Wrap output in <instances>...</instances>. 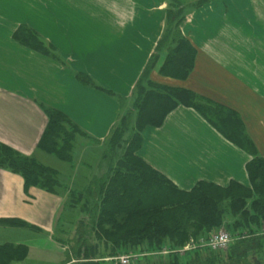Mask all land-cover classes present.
Segmentation results:
<instances>
[{"label":"crops","instance_id":"0c3cea01","mask_svg":"<svg viewBox=\"0 0 264 264\" xmlns=\"http://www.w3.org/2000/svg\"><path fill=\"white\" fill-rule=\"evenodd\" d=\"M181 33L195 50L185 80L159 75L153 82L188 90L233 113L264 161V0H177ZM169 0H0V144L35 156L79 191L104 171V143L161 38ZM1 11H4L1 13ZM20 26L48 45L42 55L13 39ZM92 86L82 84L79 76ZM45 106L64 114L84 133L71 165L37 152L47 125ZM191 108L170 112L161 127L141 132L138 157L181 191L197 183L249 186L252 157ZM73 186V187H72ZM66 194L25 190L23 179L0 169V247L55 248V221ZM19 221L25 227L1 221ZM24 259V260H25ZM23 260V261H24ZM23 261H20L21 263ZM20 262H12L11 264ZM63 264V263H62Z\"/></svg>","mask_w":264,"mask_h":264},{"label":"trees","instance_id":"16d2710c","mask_svg":"<svg viewBox=\"0 0 264 264\" xmlns=\"http://www.w3.org/2000/svg\"><path fill=\"white\" fill-rule=\"evenodd\" d=\"M169 1L165 30L135 84L132 104L122 111L105 140L100 160L104 171L98 177L76 191L68 188L57 169L0 144V169L19 175L25 190L34 187L53 195L65 193V208L78 210L81 217L74 245L68 252L65 249L66 263L103 264L96 260L122 252L155 253L163 248L175 251L224 226L233 238L229 258L239 261L254 256L264 260V161L243 133L239 120L188 90L166 87L150 78L162 55L158 69L161 76L185 80L193 69L195 50L179 30L183 9L178 8L176 0ZM13 39L42 55L49 54L48 45L26 26H20ZM79 80L92 86L82 75ZM178 107L191 108L215 128L224 129L226 136L235 138L252 157L246 166L248 187L236 182L225 188L199 182L190 191H181L138 157L142 130L161 127L167 115ZM41 109L47 125L37 152L71 165L74 141L84 136L83 131L61 112L45 106ZM228 218L230 224H225ZM1 223L26 226L13 220ZM91 237L94 243L89 241ZM194 250L192 264H197L202 252L208 250ZM26 255L24 247L3 245L0 264L23 261ZM182 258L168 255L167 264H183ZM213 260L215 257L206 258L205 262L215 264Z\"/></svg>","mask_w":264,"mask_h":264},{"label":"rangeland","instance_id":"374dc122","mask_svg":"<svg viewBox=\"0 0 264 264\" xmlns=\"http://www.w3.org/2000/svg\"><path fill=\"white\" fill-rule=\"evenodd\" d=\"M177 1V0H176ZM170 2V1H169ZM179 6L178 8H181L180 3L176 2ZM169 7H171V3L169 4ZM174 6H172V12ZM4 11H1L3 13ZM179 30L181 32V24L179 26ZM182 35V33H181ZM126 102L123 105V112L124 110H127V108L130 107L132 102ZM122 112V113H123ZM81 147L76 146L74 148V151L72 152V157L76 158L77 152H80ZM73 187V186H72ZM79 212L78 210H72V209H65V211H61L59 214V220L55 221V227L53 231V240L55 242H58L59 245L62 244V246L67 249L66 251H70L73 247V241L75 239V229L76 224L78 221ZM230 224V219L228 218L226 220L225 224ZM227 227H222L220 230L226 231ZM228 233V232H227ZM230 234V233H229ZM231 235V234H230ZM89 241L91 243H94L95 239L94 237L89 238ZM233 242V241H232ZM231 245V244H230ZM61 246V245H60ZM196 249V247H194ZM194 248L188 247V244H185V246L179 250L172 251L168 248H163L159 252L155 253H149V252H143V251H135V252H129L128 254L125 252H122L121 254L115 256V257H108L104 256L99 261L103 264H123L119 261L115 260L120 257L129 256V264H167L168 262V255H176L178 257H183L181 259L182 262L185 264H192L195 262L194 259ZM229 248L230 246L220 252L210 253L208 251H203L201 254V259L197 261V264H207L206 258H214L215 257V264H264V260L259 257H252L249 256L247 259H242L239 261H236L235 259L229 258ZM138 249V248H137ZM139 250V249H138ZM141 250V249H140ZM205 250V249H204ZM208 252V253H207ZM210 256V257H209ZM73 264L74 261L70 263H66L65 259V251L61 252L58 249L55 248H43V249H31L30 253L28 254V257L20 264ZM183 263V264H184ZM18 264V263H14ZM127 264V263H125ZM209 264H212L211 262Z\"/></svg>","mask_w":264,"mask_h":264},{"label":"built area","instance_id":"2783aa9c","mask_svg":"<svg viewBox=\"0 0 264 264\" xmlns=\"http://www.w3.org/2000/svg\"><path fill=\"white\" fill-rule=\"evenodd\" d=\"M232 240L233 239L229 233L220 230L208 234L206 238H199L196 241H190L188 247H198L210 252H220L226 250L231 244ZM115 260L123 264H129L130 259L129 256H125Z\"/></svg>","mask_w":264,"mask_h":264}]
</instances>
